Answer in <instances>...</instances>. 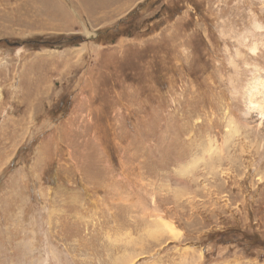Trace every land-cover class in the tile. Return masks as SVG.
Instances as JSON below:
<instances>
[{
  "label": "rangeland",
  "instance_id": "obj_1",
  "mask_svg": "<svg viewBox=\"0 0 264 264\" xmlns=\"http://www.w3.org/2000/svg\"><path fill=\"white\" fill-rule=\"evenodd\" d=\"M257 74L264 0H0V264H264Z\"/></svg>",
  "mask_w": 264,
  "mask_h": 264
},
{
  "label": "bare ground",
  "instance_id": "obj_2",
  "mask_svg": "<svg viewBox=\"0 0 264 264\" xmlns=\"http://www.w3.org/2000/svg\"><path fill=\"white\" fill-rule=\"evenodd\" d=\"M58 8H61L60 5L58 6ZM250 50L252 52H255L256 48L251 47ZM251 81H252V83L249 85V87H247V91L245 93L246 109L244 110V114H245L246 118L251 117L252 121L255 123V127H251L252 128L251 131L252 132L254 131L258 137H261L264 139V76L261 77L257 74L251 78ZM256 97H259V98H256ZM248 121H249V119H248ZM245 122H247V120ZM213 131L215 132V129ZM240 151H241V149H240ZM257 156H259V155H257ZM263 158H262V160H263ZM261 164L264 165V163H261ZM164 225H165V227L167 226L166 224H164ZM173 228L170 230L175 231V230H173ZM121 264H123V263H121Z\"/></svg>",
  "mask_w": 264,
  "mask_h": 264
},
{
  "label": "trees",
  "instance_id": "obj_3",
  "mask_svg": "<svg viewBox=\"0 0 264 264\" xmlns=\"http://www.w3.org/2000/svg\"><path fill=\"white\" fill-rule=\"evenodd\" d=\"M63 104V102L61 103ZM211 241H216V245L224 246L233 242H239L243 247L249 248L252 251H264V240L254 236L253 234H246L237 229L217 232L210 235Z\"/></svg>",
  "mask_w": 264,
  "mask_h": 264
}]
</instances>
